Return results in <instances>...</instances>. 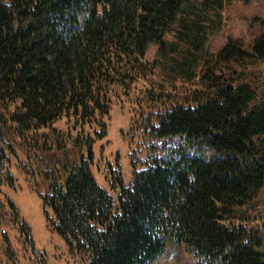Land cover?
<instances>
[{
    "label": "trees",
    "instance_id": "1",
    "mask_svg": "<svg viewBox=\"0 0 264 264\" xmlns=\"http://www.w3.org/2000/svg\"><path fill=\"white\" fill-rule=\"evenodd\" d=\"M229 1L0 0V264L34 253L2 189L14 185L12 159L43 180V206L84 264H153L169 243L205 264H264V206L253 205L264 189V28L248 47L230 38L207 52ZM152 69L162 81L131 94ZM178 81L188 85L175 92ZM140 93L146 131L177 141L128 184L113 169L115 201L92 174L88 128L105 135L112 103Z\"/></svg>",
    "mask_w": 264,
    "mask_h": 264
},
{
    "label": "rangeland",
    "instance_id": "2",
    "mask_svg": "<svg viewBox=\"0 0 264 264\" xmlns=\"http://www.w3.org/2000/svg\"><path fill=\"white\" fill-rule=\"evenodd\" d=\"M263 28L264 0H251L249 3L230 0L222 10L221 27L208 36L206 51L215 53L230 38H237L248 47L254 38L262 33ZM155 49V45H150L146 52V60L153 61ZM163 74L158 69H152L150 74L134 83L130 93L138 94L145 91L146 87L160 83ZM175 85L177 88L173 91L178 92L180 87L188 84L178 81ZM138 101L141 104L145 102L141 93L135 101L124 98L123 101L115 100L112 103L106 118L105 135L96 134V131H99L97 124L88 128L94 139L93 161L90 165L92 174L96 182L107 190L115 201L119 183L114 179L113 169L119 167L124 183L128 184L132 178V170L141 167V161L148 157L161 156L168 146L176 143L173 139H177L157 138L146 131L147 128L142 124L141 118L148 108L144 107V110L140 111ZM152 108L155 109V105ZM55 126L66 130L59 122ZM9 169L14 175L15 182L13 186L3 185V192L19 208L34 238V253L31 252L21 258L23 264H84L78 251L56 230L54 226L56 217L53 211L43 206L40 195L45 190L43 180L25 175L15 159L11 160ZM253 205L259 208L264 206V189L254 200ZM248 212L252 214L251 211ZM253 212L258 213L257 210ZM35 256L39 258L36 259ZM153 264L205 263L194 250L184 245L169 243L163 255Z\"/></svg>",
    "mask_w": 264,
    "mask_h": 264
},
{
    "label": "bare ground",
    "instance_id": "3",
    "mask_svg": "<svg viewBox=\"0 0 264 264\" xmlns=\"http://www.w3.org/2000/svg\"><path fill=\"white\" fill-rule=\"evenodd\" d=\"M243 223V222H242Z\"/></svg>",
    "mask_w": 264,
    "mask_h": 264
}]
</instances>
